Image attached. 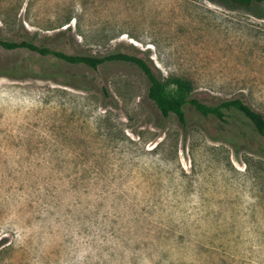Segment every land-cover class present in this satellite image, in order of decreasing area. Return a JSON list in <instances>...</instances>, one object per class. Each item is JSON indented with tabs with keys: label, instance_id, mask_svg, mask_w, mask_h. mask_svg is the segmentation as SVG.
I'll return each mask as SVG.
<instances>
[{
	"label": "rangeland",
	"instance_id": "rangeland-1",
	"mask_svg": "<svg viewBox=\"0 0 264 264\" xmlns=\"http://www.w3.org/2000/svg\"><path fill=\"white\" fill-rule=\"evenodd\" d=\"M26 39L135 48L191 98L264 114V4L0 0V40ZM184 110L163 117L134 64L0 46V264H264V138Z\"/></svg>",
	"mask_w": 264,
	"mask_h": 264
},
{
	"label": "trees",
	"instance_id": "trees-1",
	"mask_svg": "<svg viewBox=\"0 0 264 264\" xmlns=\"http://www.w3.org/2000/svg\"><path fill=\"white\" fill-rule=\"evenodd\" d=\"M214 1V0H212ZM234 1L243 5L264 4V0H225ZM261 18L259 14H255ZM0 46L8 50L27 49L41 56H52L73 65H85L97 69L108 62L131 63L140 68L148 80V98L157 106L163 117L175 115L179 122L186 125V113L184 107L187 104L193 106L202 116L214 117L220 122H227L226 111H237L243 115L253 126L255 131L264 138V114L253 109L240 98L227 100L216 106H209L203 102L191 98L192 84L182 78L165 80L160 72L152 65L149 59L141 55L140 51L131 48L127 51H118L106 56H91L78 53L68 54L56 48L40 45L38 43L21 40H0Z\"/></svg>",
	"mask_w": 264,
	"mask_h": 264
}]
</instances>
